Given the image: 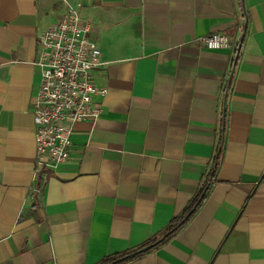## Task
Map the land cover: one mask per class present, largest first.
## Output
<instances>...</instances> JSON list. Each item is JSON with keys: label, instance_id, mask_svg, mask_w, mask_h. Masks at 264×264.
<instances>
[{"label": "crops", "instance_id": "0c3cea01", "mask_svg": "<svg viewBox=\"0 0 264 264\" xmlns=\"http://www.w3.org/2000/svg\"><path fill=\"white\" fill-rule=\"evenodd\" d=\"M65 1L92 24L106 92L34 177L36 38L64 3L0 0V264H97L160 237L205 187L122 264H264V0ZM213 32L233 47L197 42Z\"/></svg>", "mask_w": 264, "mask_h": 264}, {"label": "built area", "instance_id": "2783aa9c", "mask_svg": "<svg viewBox=\"0 0 264 264\" xmlns=\"http://www.w3.org/2000/svg\"><path fill=\"white\" fill-rule=\"evenodd\" d=\"M62 1L60 18L36 38L38 50L33 64L39 70V83L31 105L34 177L68 159L72 125L78 121L93 123L100 111V103L93 98L106 92L91 80V71L101 64L91 35L92 24L79 15L76 6ZM197 42L208 50L233 47L229 36L221 32L198 37Z\"/></svg>", "mask_w": 264, "mask_h": 264}, {"label": "trees", "instance_id": "16d2710c", "mask_svg": "<svg viewBox=\"0 0 264 264\" xmlns=\"http://www.w3.org/2000/svg\"><path fill=\"white\" fill-rule=\"evenodd\" d=\"M201 190L202 189H200L197 193H196V195L192 198V200H190V202L187 204V206L185 207V209H184V211L177 217V218H173L172 219V221L170 222V224L168 225V227L166 228V231L167 230H170V229H172L173 231H174V227L176 226V224L181 220V219H183L184 217H185V215L187 214V212L195 205V201H196V199L199 197V195H200V193H201ZM164 239V238H163ZM162 239V240H163ZM154 240H156V238H154V239H151V240H149V241H147V242H145V243H143L142 245H140L139 247H141V246H143V245H146V244H148V243H151V242H153ZM161 240V241H162ZM160 241V242H161ZM160 242H158L157 244H159ZM157 244H155L154 246H156ZM153 246V247H154ZM139 247H136V249L137 248H139ZM135 250V249H134ZM130 251H133V250H130ZM130 251H126V252H123V253H115V254H112V255H110V256H106V257H103L97 264H122L123 262H125V261H127V260H129V259H132V258H134V257H137V256H139L141 253H139V254H137V255H135V256H133V257H130V258H127V259H125L124 261H121V262H118V263H115V262H113V260H115L116 258H118V257H120V256H122V255H124V254H126V253H128V252H130Z\"/></svg>", "mask_w": 264, "mask_h": 264}, {"label": "water", "instance_id": "95a60500", "mask_svg": "<svg viewBox=\"0 0 264 264\" xmlns=\"http://www.w3.org/2000/svg\"><path fill=\"white\" fill-rule=\"evenodd\" d=\"M242 36H243V30H242V32H241V34H240V36H239V38H238V40H237V42H236L235 56H234L233 61L235 60V57H236V55H237V53H238V50H239V47H240V43H241ZM230 74H231V73H230ZM230 74H229V76H230ZM226 87H227V85H226ZM205 189H206V187L201 191L199 197H198V198L196 199V201H195V205L200 201V199H201V197H202V195H203ZM195 205H194V206H195ZM194 206H193V207H194ZM193 207L187 212L186 215H188V214L193 210ZM180 223H181V220H180L176 225L178 226ZM171 231H172V229L167 230L166 232H164L160 237H158V238H157L156 240H154L153 242L148 243V244H146V245H143V246H141V247H139V248H137V249H135V250H133V251H130V252H128V253H126V254H124V255H122V256L116 258L115 260H113V262L118 263V262L124 261V260L127 259V258L133 257V256H135V255H137V254H139V253H142V252H144V251L150 249V248L153 247L155 244H157L158 242H160L163 238H165V237H166Z\"/></svg>", "mask_w": 264, "mask_h": 264}]
</instances>
